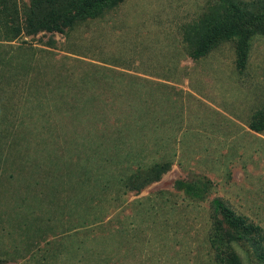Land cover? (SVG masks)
Returning a JSON list of instances; mask_svg holds the SVG:
<instances>
[{"label":"rangeland","instance_id":"obj_1","mask_svg":"<svg viewBox=\"0 0 264 264\" xmlns=\"http://www.w3.org/2000/svg\"><path fill=\"white\" fill-rule=\"evenodd\" d=\"M252 1L123 0L0 41L16 62L0 83V264H216L214 198L264 235V131L249 128L264 37L242 69L234 41L191 58L205 25ZM178 180L211 187L191 199ZM251 247L224 246L257 264Z\"/></svg>","mask_w":264,"mask_h":264},{"label":"trees","instance_id":"obj_2","mask_svg":"<svg viewBox=\"0 0 264 264\" xmlns=\"http://www.w3.org/2000/svg\"><path fill=\"white\" fill-rule=\"evenodd\" d=\"M123 0H29L22 10L17 0H0V41L12 42L23 33L37 34L39 32H57L71 28L74 24L87 19L99 17L108 7ZM23 16V18H21ZM205 32L198 37V41L191 52L194 60L206 56L218 44L234 41L236 44L237 67L245 66L248 46L255 36L264 37V0H255L242 5H230L228 12L216 22L204 26ZM1 47V46H0ZM16 62L14 57L0 49V83L12 77ZM255 132L264 131V115L249 124ZM109 139L108 143H114ZM135 172L128 179L129 190L139 189L152 181L150 171ZM177 190L191 199L202 200L209 192L211 183L186 182L178 180ZM214 230L210 237L212 247L216 251V264H241L236 252L226 251L224 246L233 244L252 246L259 252L254 255L257 264L264 263V235L262 228L246 217L236 215L222 200L214 198L211 201Z\"/></svg>","mask_w":264,"mask_h":264}]
</instances>
